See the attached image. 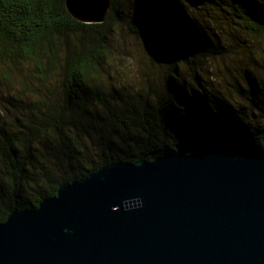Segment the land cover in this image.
I'll list each match as a JSON object with an SVG mask.
<instances>
[{
    "label": "trees",
    "instance_id": "trees-1",
    "mask_svg": "<svg viewBox=\"0 0 264 264\" xmlns=\"http://www.w3.org/2000/svg\"><path fill=\"white\" fill-rule=\"evenodd\" d=\"M211 1L231 31L195 13ZM118 26L150 53L153 75L138 85L114 74ZM243 37L264 45V0H113L102 23L77 20L66 0H0V222L118 161L264 153V74L242 64L250 88L232 85L249 102L218 93L207 75L211 60L248 46ZM251 55L264 69V47Z\"/></svg>",
    "mask_w": 264,
    "mask_h": 264
},
{
    "label": "water",
    "instance_id": "water-1",
    "mask_svg": "<svg viewBox=\"0 0 264 264\" xmlns=\"http://www.w3.org/2000/svg\"><path fill=\"white\" fill-rule=\"evenodd\" d=\"M113 0H66L102 23ZM0 264H264V153L118 161L0 222Z\"/></svg>",
    "mask_w": 264,
    "mask_h": 264
},
{
    "label": "rangeland",
    "instance_id": "rangeland-1",
    "mask_svg": "<svg viewBox=\"0 0 264 264\" xmlns=\"http://www.w3.org/2000/svg\"><path fill=\"white\" fill-rule=\"evenodd\" d=\"M193 5L195 13L200 12L203 14V16H207L206 18L210 21V23H212L215 28L219 29L221 32H225L227 30L229 32L234 27L235 22H232L231 19L227 18V13L225 10L216 9L213 1H211L205 7L203 6V8L196 6V4ZM116 30L117 34L115 42L117 44L118 53L115 57V60L118 69L114 72V74L118 78L124 77L127 81H132L135 83V85H138V77L140 76L142 78L148 74L151 75L152 70L154 69L152 67V62L150 61V53L147 50L145 44L138 37L131 34L126 27L124 28L123 26H118ZM246 41L248 46L246 48H240V51L238 49H232L229 55L230 58H219L218 60H211V62L207 63L208 67L211 68L207 75L208 77L213 76L212 80L214 89H216V91L218 90V93L225 95L229 100L232 101H250L251 93L245 90L241 91V86L245 87V89L250 88L246 74L242 70V64L251 68L258 76H262L264 74L263 68L256 67L258 65L261 67V61L263 59H258L259 61L257 62H254L252 59H250V56H253L251 55V50H255L257 52L259 50L261 51V48L264 47V45L257 42L252 43L250 39L249 41L246 39ZM238 57H240L241 60H239ZM227 66L230 67V71L228 68H226ZM169 67V62L163 63L164 69H168ZM221 68H223L224 71L220 70ZM213 70H216V74H212L214 72ZM234 82H240L241 86L236 88L234 85H232ZM142 83H144V81H142ZM2 108L3 105L0 104V110Z\"/></svg>",
    "mask_w": 264,
    "mask_h": 264
}]
</instances>
